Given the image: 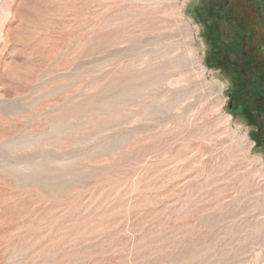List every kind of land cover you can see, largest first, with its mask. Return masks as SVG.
Returning a JSON list of instances; mask_svg holds the SVG:
<instances>
[{
  "label": "rangeland",
  "instance_id": "374dc122",
  "mask_svg": "<svg viewBox=\"0 0 264 264\" xmlns=\"http://www.w3.org/2000/svg\"><path fill=\"white\" fill-rule=\"evenodd\" d=\"M263 75L264 0H0V264H264Z\"/></svg>",
  "mask_w": 264,
  "mask_h": 264
},
{
  "label": "flooded vegetation",
  "instance_id": "af4514ba",
  "mask_svg": "<svg viewBox=\"0 0 264 264\" xmlns=\"http://www.w3.org/2000/svg\"><path fill=\"white\" fill-rule=\"evenodd\" d=\"M262 79H264V75H263ZM259 91L261 92V98H262L261 111H262V115L264 118V81L263 80L261 81V87H260Z\"/></svg>",
  "mask_w": 264,
  "mask_h": 264
},
{
  "label": "bare ground",
  "instance_id": "6f19581e",
  "mask_svg": "<svg viewBox=\"0 0 264 264\" xmlns=\"http://www.w3.org/2000/svg\"><path fill=\"white\" fill-rule=\"evenodd\" d=\"M203 66V65H202ZM231 119V118H230Z\"/></svg>",
  "mask_w": 264,
  "mask_h": 264
}]
</instances>
